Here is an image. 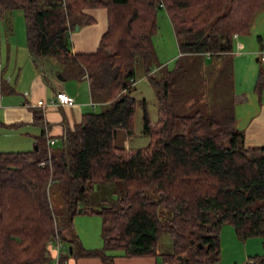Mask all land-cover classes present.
<instances>
[{
	"label": "trees",
	"instance_id": "trees-1",
	"mask_svg": "<svg viewBox=\"0 0 264 264\" xmlns=\"http://www.w3.org/2000/svg\"><path fill=\"white\" fill-rule=\"evenodd\" d=\"M263 4L264 0H0V18L5 10H23L27 46L35 59L59 56L80 65L93 99L110 104L86 113L81 124L67 129L56 150L47 145L41 150L37 143L30 151L0 152V264H49L50 244L57 237L69 246L67 256L72 246L73 256H98L107 264H115L111 252L164 256L167 264H211L220 260L224 225H232L240 241L261 238L264 248V145L246 146L233 104L213 112L177 114L169 94L172 88L179 90L174 76L178 67L153 80L160 105L157 122L148 115V101L132 96L133 64L153 48L159 9L170 16L182 53L221 58L233 51L234 34L250 33ZM97 8H105L108 17L97 50L74 53L70 31L95 23L88 10ZM2 79L0 65V83ZM258 83L261 89V77ZM138 106L143 107L149 142L127 148L118 139L134 136ZM39 114L34 110L37 123L43 119ZM116 180L122 181L124 194H114L113 202H104L99 210L90 206L95 185ZM55 183L63 188L60 216L50 197ZM80 207L102 217L101 249H86L74 230ZM160 208L171 216L163 220ZM165 233L172 238V251L160 253L159 240ZM252 264H264V255L255 256Z\"/></svg>",
	"mask_w": 264,
	"mask_h": 264
},
{
	"label": "rangeland",
	"instance_id": "rangeland-1",
	"mask_svg": "<svg viewBox=\"0 0 264 264\" xmlns=\"http://www.w3.org/2000/svg\"><path fill=\"white\" fill-rule=\"evenodd\" d=\"M157 15L158 32L152 36L153 48L149 54L141 53V55H138L133 64V69L136 73V89L133 91L132 96L139 100L145 98L148 101V115H150L151 120L157 122L160 107L159 100L157 99L158 86L154 85L153 80H160L166 76L169 70H175L177 67L174 76L178 80L180 87L176 91L175 88H172L169 94V98L173 101L177 114H193L198 110L203 112H209L211 110L213 112L231 103L233 104L236 98L234 96V84L232 81L233 69L231 55L226 54L221 58H211L205 54L195 55L182 53L180 42L176 36L175 29H173L170 16L165 9H159ZM26 28L27 23L23 10L12 9L5 10L2 13L0 18V43L3 48V56L8 49L7 47L13 44L19 46L22 55L27 53ZM73 31L71 30L70 32L73 33ZM239 39L246 43L244 54H251L253 52L251 51L252 48H258L257 53H252L254 55L250 56V71H255L256 73L260 68L264 70L262 62L257 61V57H261L259 53L264 52V4L253 20L250 33L240 35ZM70 46L73 48L71 34ZM22 60L23 58L21 56L20 61ZM46 61L52 63L57 69L55 78L58 80L69 76V73L75 76L81 75L83 71L80 65L74 63L69 64L59 56L48 57ZM12 72L9 75L14 77L15 80L17 70H12ZM149 74L153 79L148 77ZM74 80L73 78L67 79L69 85L79 83L76 79ZM256 80L257 77H255L253 82L247 83L248 85L255 84ZM64 81L61 80V82ZM109 106V103H100L96 111L100 112ZM135 115L133 126L135 130L134 136L129 139L122 137L118 139V142L127 148H142L149 142V136L143 129V107L138 106ZM37 143L41 146V150L46 148L45 141L42 139H38ZM32 147H34L33 149L36 148L35 145ZM0 152L2 151L0 150ZM117 193L120 195L124 194V186L120 180L108 184L95 185L90 195V206L95 210H99L104 202H113L114 194ZM50 197L57 215L60 216L65 204L61 184L55 183L52 186ZM80 209L82 208L80 207ZM83 211H78L75 215L77 217L74 223L75 230L81 236V242H83V239L89 245L104 246L102 238V217L95 213L90 214L87 211ZM159 214L163 220L171 216L170 211L163 208H160ZM221 232L222 240H224V251L220 253V260L211 264H250L248 260L251 257L249 256L264 255L263 241L261 238L254 237L249 238L246 242L240 241L235 235L232 225H224ZM171 239L168 233L162 235L159 240L160 253L172 251L173 241ZM85 248L87 249V247ZM68 249L69 246H66V250ZM162 260L163 256L159 257V264L162 263Z\"/></svg>",
	"mask_w": 264,
	"mask_h": 264
},
{
	"label": "crops",
	"instance_id": "crops-1",
	"mask_svg": "<svg viewBox=\"0 0 264 264\" xmlns=\"http://www.w3.org/2000/svg\"><path fill=\"white\" fill-rule=\"evenodd\" d=\"M88 12L95 17L96 22L84 25L82 28L79 27L77 30L75 28L73 33L71 32L74 53L95 52L101 36L107 30L108 17L105 8L90 9ZM239 42L243 45L240 50ZM0 48L3 77L0 83V150L5 152L30 151L34 148L33 145L36 147V142L41 135L45 136L44 141L47 146L48 140H53L54 143L50 146L56 150L62 144L66 130H72L81 124L84 115L95 112L99 106V102L93 99L89 79L84 74L76 76L70 74L58 80L55 78L57 70L55 66L48 63L47 58L35 59L28 46L27 53L23 55L20 53L19 46L15 44L7 47L4 56L1 43ZM245 48L246 43L240 41L238 37L233 51L226 53L231 55L233 69L232 81L236 98L233 101V112L237 126L244 131L246 146L257 147L264 145V70L257 68L256 73L250 71V56L254 55L252 53H257L258 48H252L251 54H244ZM259 54L261 57H257V61H261L264 65L263 54L261 52ZM21 56L22 61H20ZM12 70H17L15 80L9 75ZM255 77H257L255 84L248 85ZM260 77L263 83L261 89L257 86ZM71 78L79 83L69 85L67 79ZM61 80L65 81L61 82ZM60 90L73 97L74 101L69 105L49 104L50 99ZM91 101L98 103V106H92ZM34 110H39V115L43 118L40 123L35 121ZM75 218L73 223H75ZM78 236L80 239L81 236L79 234ZM220 240L222 253L224 240L221 235ZM82 241L84 247L89 250L103 247L102 245H89L83 239ZM66 246L61 251V264H107L98 256H73L71 253L67 256L69 249L66 250ZM117 253L111 252L116 256L115 264H159V257H127L120 252ZM51 254L53 256V249H51ZM255 256H249L251 257L248 260L250 264L253 263ZM53 263L52 258L49 264ZM160 264H167L164 256Z\"/></svg>",
	"mask_w": 264,
	"mask_h": 264
},
{
	"label": "built area",
	"instance_id": "built-area-1",
	"mask_svg": "<svg viewBox=\"0 0 264 264\" xmlns=\"http://www.w3.org/2000/svg\"><path fill=\"white\" fill-rule=\"evenodd\" d=\"M238 35H234V41L238 40ZM243 47V45L239 42L238 48L239 50ZM262 59L264 61V52L262 53ZM74 101L73 97H70L65 91H58L56 95L50 99L49 104L52 105H69L71 102ZM45 105V104H43ZM91 105L96 107L98 106L96 102L91 101ZM48 146L52 145L54 143L53 140L49 139L48 140ZM51 249H53V259L54 263L53 264H61V251L63 248H65L66 245L63 244L62 241L57 237L53 242H51Z\"/></svg>",
	"mask_w": 264,
	"mask_h": 264
},
{
	"label": "water",
	"instance_id": "water-1",
	"mask_svg": "<svg viewBox=\"0 0 264 264\" xmlns=\"http://www.w3.org/2000/svg\"><path fill=\"white\" fill-rule=\"evenodd\" d=\"M161 8V7H160ZM76 29H79V26L76 27ZM68 42V38H66V43ZM82 209H80L79 211H81ZM70 253H73V248L72 246H70Z\"/></svg>",
	"mask_w": 264,
	"mask_h": 264
}]
</instances>
